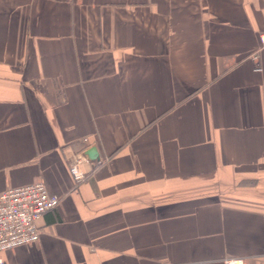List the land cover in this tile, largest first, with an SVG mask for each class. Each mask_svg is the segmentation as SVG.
<instances>
[{
  "label": "crops",
  "instance_id": "crops-1",
  "mask_svg": "<svg viewBox=\"0 0 264 264\" xmlns=\"http://www.w3.org/2000/svg\"><path fill=\"white\" fill-rule=\"evenodd\" d=\"M263 32L264 0H0V195L60 198L0 258L264 264Z\"/></svg>",
  "mask_w": 264,
  "mask_h": 264
},
{
  "label": "built area",
  "instance_id": "built-area-1",
  "mask_svg": "<svg viewBox=\"0 0 264 264\" xmlns=\"http://www.w3.org/2000/svg\"><path fill=\"white\" fill-rule=\"evenodd\" d=\"M264 48V32L260 35ZM257 59V56H254ZM261 67H257L260 70ZM89 159L79 154L71 165V174L76 184L83 183L89 174L82 168V162ZM60 203V198L52 195L44 182L18 188H11L0 195V253L38 242L41 236L39 222L43 216ZM225 264H245L242 259H226ZM0 264H6L0 258Z\"/></svg>",
  "mask_w": 264,
  "mask_h": 264
},
{
  "label": "water",
  "instance_id": "water-1",
  "mask_svg": "<svg viewBox=\"0 0 264 264\" xmlns=\"http://www.w3.org/2000/svg\"><path fill=\"white\" fill-rule=\"evenodd\" d=\"M85 154L91 161H97L99 159V152L96 147H91L85 151Z\"/></svg>",
  "mask_w": 264,
  "mask_h": 264
},
{
  "label": "trees",
  "instance_id": "trees-1",
  "mask_svg": "<svg viewBox=\"0 0 264 264\" xmlns=\"http://www.w3.org/2000/svg\"><path fill=\"white\" fill-rule=\"evenodd\" d=\"M88 146H89V143L88 142H86V141H83V144H82V147H81V149H80V152H85L87 149H88ZM70 172H71V170H70ZM72 175V174H71ZM73 177V176H72ZM74 179V178H73ZM47 186V185H46ZM48 188V187H47ZM50 192V191H49ZM39 228H40V226H39Z\"/></svg>",
  "mask_w": 264,
  "mask_h": 264
}]
</instances>
